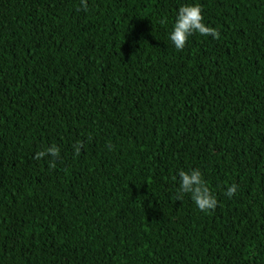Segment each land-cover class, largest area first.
I'll return each mask as SVG.
<instances>
[{"label": "trees", "instance_id": "obj_1", "mask_svg": "<svg viewBox=\"0 0 264 264\" xmlns=\"http://www.w3.org/2000/svg\"><path fill=\"white\" fill-rule=\"evenodd\" d=\"M0 264H264V0H0Z\"/></svg>", "mask_w": 264, "mask_h": 264}, {"label": "clouds", "instance_id": "obj_2", "mask_svg": "<svg viewBox=\"0 0 264 264\" xmlns=\"http://www.w3.org/2000/svg\"><path fill=\"white\" fill-rule=\"evenodd\" d=\"M81 7L85 10L88 7V0H80ZM193 34L201 36L218 37L217 29L208 26L203 20L202 8L196 3H186L178 8L172 29L168 34V39L177 51L183 50ZM79 146H77V152ZM56 158L59 155L57 147H49L44 151L36 153V159L45 156ZM179 188L177 192L178 200L184 195H188L196 208L201 212H208L216 208L217 199L206 180L203 173L198 168L181 170L177 174ZM238 191V185L227 186L225 194L231 198Z\"/></svg>", "mask_w": 264, "mask_h": 264}]
</instances>
